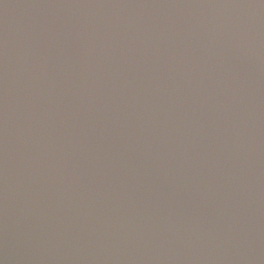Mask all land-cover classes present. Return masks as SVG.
<instances>
[{
	"label": "water",
	"instance_id": "95a60500",
	"mask_svg": "<svg viewBox=\"0 0 264 264\" xmlns=\"http://www.w3.org/2000/svg\"><path fill=\"white\" fill-rule=\"evenodd\" d=\"M0 264H264V0H0Z\"/></svg>",
	"mask_w": 264,
	"mask_h": 264
}]
</instances>
